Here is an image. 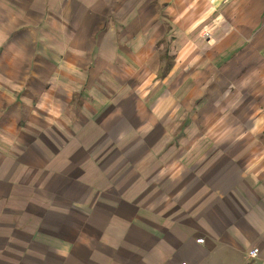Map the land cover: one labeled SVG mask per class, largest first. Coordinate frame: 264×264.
<instances>
[{
  "label": "crops",
  "instance_id": "0c3cea01",
  "mask_svg": "<svg viewBox=\"0 0 264 264\" xmlns=\"http://www.w3.org/2000/svg\"><path fill=\"white\" fill-rule=\"evenodd\" d=\"M184 263L264 264V0H0V264Z\"/></svg>",
  "mask_w": 264,
  "mask_h": 264
},
{
  "label": "built area",
  "instance_id": "2783aa9c",
  "mask_svg": "<svg viewBox=\"0 0 264 264\" xmlns=\"http://www.w3.org/2000/svg\"><path fill=\"white\" fill-rule=\"evenodd\" d=\"M199 242L202 243L203 240L201 239V240H199ZM257 255H258V250L257 249H254L251 252H249V256L252 257V258H255ZM184 264H186V263H184Z\"/></svg>",
  "mask_w": 264,
  "mask_h": 264
}]
</instances>
